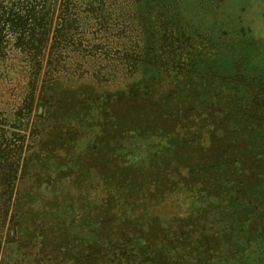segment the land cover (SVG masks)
Masks as SVG:
<instances>
[{
  "label": "rangeland",
  "instance_id": "374dc122",
  "mask_svg": "<svg viewBox=\"0 0 264 264\" xmlns=\"http://www.w3.org/2000/svg\"><path fill=\"white\" fill-rule=\"evenodd\" d=\"M258 88L264 0H0V264H264Z\"/></svg>",
  "mask_w": 264,
  "mask_h": 264
},
{
  "label": "trees",
  "instance_id": "16d2710c",
  "mask_svg": "<svg viewBox=\"0 0 264 264\" xmlns=\"http://www.w3.org/2000/svg\"><path fill=\"white\" fill-rule=\"evenodd\" d=\"M257 87V86H255ZM264 93V89H261V88H258L255 90V94H263ZM261 101L264 102V99L261 97ZM224 158V157H222ZM229 165L233 164L234 163V160L233 161H229ZM253 165H257V164H253ZM246 169L248 170V172L257 177L256 175L257 172H255V170L253 168H251L249 165L246 167ZM223 191L224 192H228L230 191V196L229 197H235V198H238L239 200L242 199L240 197H238L240 191H244L243 190V187H239V182H238V177L237 176H232V175H228L225 179V181L223 182ZM254 186V185H253ZM246 191V190H245ZM249 193V192H248ZM245 195V194H244ZM250 196V194H249ZM221 198H224V197H221Z\"/></svg>",
  "mask_w": 264,
  "mask_h": 264
}]
</instances>
